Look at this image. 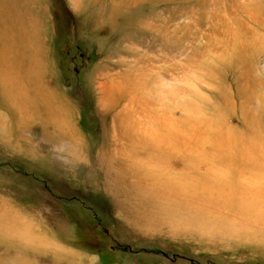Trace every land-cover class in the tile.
<instances>
[{
    "label": "rangeland",
    "instance_id": "374dc122",
    "mask_svg": "<svg viewBox=\"0 0 264 264\" xmlns=\"http://www.w3.org/2000/svg\"><path fill=\"white\" fill-rule=\"evenodd\" d=\"M0 264H264V0H0Z\"/></svg>",
    "mask_w": 264,
    "mask_h": 264
}]
</instances>
